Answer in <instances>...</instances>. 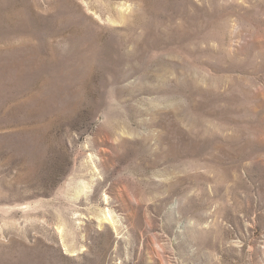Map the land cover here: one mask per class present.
Returning <instances> with one entry per match:
<instances>
[{
  "label": "rangeland",
  "instance_id": "1",
  "mask_svg": "<svg viewBox=\"0 0 264 264\" xmlns=\"http://www.w3.org/2000/svg\"><path fill=\"white\" fill-rule=\"evenodd\" d=\"M0 264H264V0H0Z\"/></svg>",
  "mask_w": 264,
  "mask_h": 264
}]
</instances>
